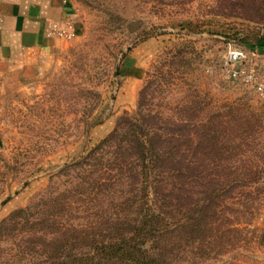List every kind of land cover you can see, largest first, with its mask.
<instances>
[{
  "label": "rangeland",
  "instance_id": "obj_1",
  "mask_svg": "<svg viewBox=\"0 0 264 264\" xmlns=\"http://www.w3.org/2000/svg\"><path fill=\"white\" fill-rule=\"evenodd\" d=\"M67 4L71 34L49 71L10 84L0 102V264H48L58 242L72 246L61 253L89 251L74 228L96 221L106 227L114 220L124 227L135 217L116 184H89L93 175L84 164L87 151L120 115L137 114L141 107L199 122L226 104L258 114L247 154L263 170L220 208L199 232L203 236L196 232L185 241L178 221L165 257L174 264H264V51L226 38L242 35L246 24L264 33V24L251 20L264 18V0ZM190 21L200 26L189 29ZM232 49L242 51L244 60L231 66L251 72L252 82L229 75L225 59ZM42 210L47 222L39 219ZM63 227L69 236L58 241ZM111 234L102 233L104 239Z\"/></svg>",
  "mask_w": 264,
  "mask_h": 264
},
{
  "label": "trees",
  "instance_id": "obj_2",
  "mask_svg": "<svg viewBox=\"0 0 264 264\" xmlns=\"http://www.w3.org/2000/svg\"><path fill=\"white\" fill-rule=\"evenodd\" d=\"M251 20L264 24L263 17ZM198 26L197 21L188 23L189 29ZM226 38L264 51V33L257 26L246 24L242 35L226 34ZM257 115L240 112L237 104H226L224 110L199 122L172 119L141 107L137 114L120 115L113 129L87 151L84 164L93 175L89 184L97 189L116 184L136 215L124 227L114 220L106 227L96 221L74 228L73 234L80 235L90 250L61 253L72 246L55 241L48 264H174L166 261L165 254L172 249L178 221H183L185 241L203 236L199 232L218 218L220 208L241 194L243 186L257 181L255 176L263 167L247 154ZM40 213V221L47 222L48 213ZM87 227L96 228L85 232ZM103 231L113 237L104 239ZM68 236L64 227L55 235L58 241Z\"/></svg>",
  "mask_w": 264,
  "mask_h": 264
},
{
  "label": "crops",
  "instance_id": "obj_3",
  "mask_svg": "<svg viewBox=\"0 0 264 264\" xmlns=\"http://www.w3.org/2000/svg\"><path fill=\"white\" fill-rule=\"evenodd\" d=\"M67 0H0V102L17 80L49 71L64 37Z\"/></svg>",
  "mask_w": 264,
  "mask_h": 264
},
{
  "label": "built area",
  "instance_id": "obj_4",
  "mask_svg": "<svg viewBox=\"0 0 264 264\" xmlns=\"http://www.w3.org/2000/svg\"><path fill=\"white\" fill-rule=\"evenodd\" d=\"M69 24H65V27L62 29H58V33L60 35H62L64 38L67 37L68 35L71 34V31H69ZM243 53L242 51L236 50V49H232L229 51L227 58L225 59L227 65H228V69H229V75L233 76V77H242V79L246 82H252L253 81V75L251 72L249 71H245L243 70V68L241 66H231V63H235L238 64L244 60H242ZM258 88H262L261 85H258ZM261 90V89H260Z\"/></svg>",
  "mask_w": 264,
  "mask_h": 264
}]
</instances>
